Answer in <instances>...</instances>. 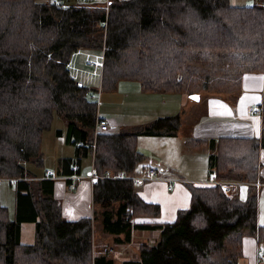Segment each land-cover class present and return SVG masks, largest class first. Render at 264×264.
Returning a JSON list of instances; mask_svg holds the SVG:
<instances>
[{
    "label": "trees",
    "instance_id": "obj_1",
    "mask_svg": "<svg viewBox=\"0 0 264 264\" xmlns=\"http://www.w3.org/2000/svg\"><path fill=\"white\" fill-rule=\"evenodd\" d=\"M81 50L103 52L104 91L136 80L143 93H235L246 73L264 74V0L252 6L231 0H0V178L14 180L16 189L13 218L0 202V264H113L107 255H93L99 220L118 243L132 242L135 231H160L155 244H141L139 259L124 264H240L244 238H264L255 185L264 108L260 137L185 140L189 151L208 156L210 174L247 183L246 199L219 186L186 183L189 206L175 220L160 222V204L144 200L133 180L152 168L140 167L146 157L137 138L176 136L186 113L131 131L97 133L105 117L95 89L71 68ZM262 98L264 107V91ZM56 116L66 123L57 136L75 153L58 160L55 177L36 175L25 164L44 166V133ZM88 156L100 175L93 185L95 215L68 221L55 196L56 179L66 177L72 188ZM25 223L34 224L32 244L22 241Z\"/></svg>",
    "mask_w": 264,
    "mask_h": 264
},
{
    "label": "crops",
    "instance_id": "obj_2",
    "mask_svg": "<svg viewBox=\"0 0 264 264\" xmlns=\"http://www.w3.org/2000/svg\"><path fill=\"white\" fill-rule=\"evenodd\" d=\"M264 91V74L262 73H246L242 79L241 89L235 94L224 96H205L202 104L193 106L187 103L183 99L184 110L193 114L194 120L191 122L192 129L187 138H220V137H239V138H257L262 134V114L251 111V107L260 103L263 99ZM189 98V101H195ZM200 101V100H198ZM195 101V102H198ZM186 104V105H185ZM183 110V109H182ZM181 110V111H182ZM183 110V111H184ZM184 112V113H185ZM107 117V116H103ZM110 118V117H109ZM185 117L183 125H188ZM111 121V120H110ZM114 123L113 121H111ZM115 124V123H114ZM183 127V126H182ZM180 132V131H179ZM179 135V133H178ZM56 142L63 145V148H67L66 153L58 152L55 159L58 160L62 157H72L75 153V148L72 145H68L65 142L64 137H60ZM186 138V139H187ZM185 139V140H186ZM185 145V143H184ZM73 148V149H72ZM188 153V152H187ZM205 162L204 171L196 178H189L180 182L169 190V185L165 186V181H172L169 178L152 179L139 191L142 198L148 202L158 203L161 206V215L158 218L160 222H170L176 219L179 210L189 206L191 201V192L186 183H193L196 185H209V180L212 177H217L214 173L210 174L207 166L208 156L203 155ZM93 165V156H91ZM260 172L259 179L255 182L256 187L259 190V215L258 224L264 226V147L260 149ZM91 165V166H92ZM48 171L56 172L57 163L55 167H48ZM172 168V167H170ZM90 166L83 167V161L80 165V179L74 180L75 188H70V183L66 177H58L55 183V196L62 202L63 216L68 221H77L81 218L94 217L96 208L93 203V184L88 179L87 174L90 171ZM203 170V169H202ZM167 176L166 174H163ZM3 180V178H0ZM194 181V182H189ZM223 180V179H222ZM227 180V179H224ZM237 181V180H227ZM239 182V181H237ZM14 185V180L11 181ZM179 189L180 197H172L171 194H167L166 191L174 194ZM248 194V184L245 182H239L236 195H239L242 199H246ZM182 200H185L186 205H183ZM16 201V194H15ZM169 208V213L165 212V207ZM185 204V203H184ZM16 207V202H15ZM15 213V212H14ZM176 214V215H175ZM14 217V215H13ZM172 219H167V218ZM134 232V236L136 235ZM142 236L145 235V242L136 243L133 239L130 243H118L115 240L114 235H110L103 230L99 231L97 235H94L93 255L103 256L107 255L113 259V264H124L128 260H137L140 257L139 248L141 244H155L159 237L160 231H140ZM101 233V234H100ZM23 236V235H22ZM97 238V239H96ZM102 238V239H101ZM123 238V236H122ZM134 238V237H133ZM100 239L102 243L97 244V240ZM96 240V241H95ZM110 242H114L112 246ZM264 248V244L258 239V237L246 236L243 240V254L240 258V264H264V255L259 253L260 248ZM262 248V249H263ZM120 250L119 259L113 256ZM264 250V249H263ZM130 256H134L131 258ZM94 264V263H93Z\"/></svg>",
    "mask_w": 264,
    "mask_h": 264
},
{
    "label": "rangeland",
    "instance_id": "obj_3",
    "mask_svg": "<svg viewBox=\"0 0 264 264\" xmlns=\"http://www.w3.org/2000/svg\"><path fill=\"white\" fill-rule=\"evenodd\" d=\"M233 5L245 6L259 4V0H231ZM90 58L94 63H101L103 61V52L101 50H81L77 52L72 59L71 68L74 71V76L77 80L84 83L91 89H95L94 94L99 103V115L110 117L113 121L115 130L131 131L133 128L147 125L159 117H166L175 115L181 110H184L183 99L193 106L202 104L201 99L205 98L202 95L200 101H189L187 94L179 93H143L140 82L133 80L121 81L115 90H103L100 86L101 80V68L96 66H87L85 60ZM236 93V92H235ZM231 93V94H235ZM221 94L217 96L231 95ZM186 105V104H185ZM185 110L183 111L184 114ZM186 113V121L188 125H183L179 135L174 137H155L140 135L137 138L138 150L143 153L146 159L140 164V167L148 168L152 167L158 170L160 174H166L172 181H165L171 187H175L178 182L179 188L180 182H185L189 178H196L201 175L204 170V157L197 154L194 151H189L184 143L192 129L191 122L194 120L193 114ZM185 124V123H184ZM66 129V123L63 118L56 116L52 123V129L44 133L42 142V153L44 158V166L37 167L33 163L25 164L26 168L36 175H42L48 167H55L58 163L55 159L58 152L66 153L67 148L61 147L56 142L57 134L56 130ZM60 137H58V140ZM73 149V148H72ZM188 152V153H187ZM83 167H92L91 156L82 159ZM172 167V168H170ZM203 169V170H202ZM88 177V175H87ZM90 180V178L88 177ZM159 179V178H157ZM224 180V179H223ZM189 182H194L190 181ZM144 184L138 185L140 191ZM176 190L174 194L166 191L167 194H171L172 197H180V193ZM15 186L11 184V181L7 179L0 180V202L8 208L9 216L13 218L15 212ZM183 205H186L185 200H182ZM185 203V204H184ZM165 207V212L169 213V208ZM176 215V214H175ZM172 219V218H167ZM103 230L101 221L96 222L95 234ZM101 234V233H100ZM22 241L26 244H32L35 241V227L33 223H25L23 225ZM100 237V235H99ZM144 236L140 231L136 232L134 241L136 243L145 242ZM97 239V238H96ZM102 239V238H101ZM96 241V240H95ZM101 240H97V244L100 245ZM147 243V242H145ZM264 244V238L261 240ZM112 246L114 242H110ZM263 248V247H262ZM264 249V248H263ZM120 250L116 254H113L116 259H119ZM133 258L134 256H130Z\"/></svg>",
    "mask_w": 264,
    "mask_h": 264
},
{
    "label": "built area",
    "instance_id": "obj_4",
    "mask_svg": "<svg viewBox=\"0 0 264 264\" xmlns=\"http://www.w3.org/2000/svg\"><path fill=\"white\" fill-rule=\"evenodd\" d=\"M85 64L87 66H96V67H100L101 70L103 69V64H104V56H103V61L101 63H94L90 58H87L85 60ZM263 105L261 103H258L254 106L251 107V111L255 112V113H260L262 114V110H263ZM97 133H101V132H107L110 130H115L114 127V123H112L110 120L105 119V118H100L98 120V127H97ZM79 167L76 166L75 169H78ZM47 174L49 176H53L55 177V172L54 171H48ZM88 177L90 178L91 183L94 185L98 182V180L100 179V175L98 174V172L96 171L95 167L93 166L92 169L90 170V172L88 173ZM125 177L124 174H120V178ZM157 178H167V176H164L163 174L159 175V172L157 169L155 168H149L148 170H146L144 172V174L142 176L139 177H133V180L135 182L136 185H140L144 182L150 181L152 179H157ZM210 185H215V186H219L223 192L228 195V196H234L236 195L237 192V188L239 185V182H235V181H227V180H222V179H218L217 177H212L209 182ZM75 183L72 185V189H74ZM172 187L169 186V190H171ZM259 253L264 255V250L262 248L259 249Z\"/></svg>",
    "mask_w": 264,
    "mask_h": 264
},
{
    "label": "water",
    "instance_id": "obj_5",
    "mask_svg": "<svg viewBox=\"0 0 264 264\" xmlns=\"http://www.w3.org/2000/svg\"><path fill=\"white\" fill-rule=\"evenodd\" d=\"M189 98L198 101L200 100V95H190Z\"/></svg>",
    "mask_w": 264,
    "mask_h": 264
}]
</instances>
